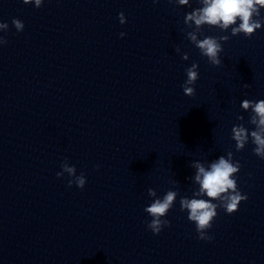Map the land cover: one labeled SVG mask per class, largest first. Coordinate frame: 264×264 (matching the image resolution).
Wrapping results in <instances>:
<instances>
[{
    "label": "clouds",
    "instance_id": "9594fccd",
    "mask_svg": "<svg viewBox=\"0 0 264 264\" xmlns=\"http://www.w3.org/2000/svg\"><path fill=\"white\" fill-rule=\"evenodd\" d=\"M24 4H34L35 7H41L43 0H22ZM158 0H153L157 3ZM169 3H176L179 6H190L189 0H169ZM200 7L187 13L184 24L192 29L186 33L187 39L200 51V54L207 58L213 66H219L222 61L220 53L223 51L222 41L226 42L230 37L223 35L220 37L206 36L198 39V34H202V28L207 25L215 27L223 32L231 29V36L243 34L245 37H251L256 30L264 26V17H261V10L264 9V0H198ZM121 24L125 23L123 13L119 14ZM239 23L237 24V22ZM12 25L19 32L24 29L21 20L14 18ZM9 25L6 22H0V31H7ZM121 37L125 33H120ZM7 44V40L0 37V45ZM180 52V49H176ZM188 54L183 53L182 59L188 60ZM198 64L193 63L186 69L187 79L181 85L186 96L195 95V83L199 79ZM244 84V87H248ZM240 107L250 113L249 121L254 125L253 130H249L244 124L233 126L231 129V139L235 141L236 151H241L251 140L255 146L253 153L264 159V100L253 101L245 99ZM238 120H243V116H237ZM191 167L195 169L194 176L190 179L198 185V190L193 191V198H180L181 211H187L188 220L195 223L198 238L201 240H211L212 237L207 234V230L212 227V221L217 216V209L223 208L229 215L238 211L242 201L248 199L247 195L241 194L237 181L234 178L240 171L239 161L233 160V152L228 151L227 156H220L211 163L205 165L200 161L193 162ZM62 171L56 175L58 178L67 173L68 186L75 184L78 188H83L86 184V178L83 173L76 175L75 166L69 165L67 159L61 165ZM149 197H157L154 189L147 190ZM178 196L177 191L169 190L163 198H155L150 206L144 211L152 218L147 227L153 234H159L161 230L170 226V221L164 219L169 210L173 207ZM207 197V199L202 198ZM213 201H216L215 203Z\"/></svg>",
    "mask_w": 264,
    "mask_h": 264
}]
</instances>
